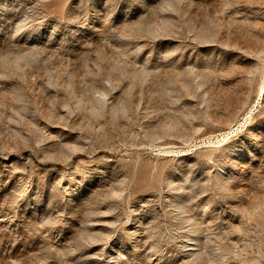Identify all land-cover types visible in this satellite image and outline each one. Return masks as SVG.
<instances>
[{"label": "rangeland", "instance_id": "1", "mask_svg": "<svg viewBox=\"0 0 264 264\" xmlns=\"http://www.w3.org/2000/svg\"><path fill=\"white\" fill-rule=\"evenodd\" d=\"M0 264H264V0H0Z\"/></svg>", "mask_w": 264, "mask_h": 264}]
</instances>
